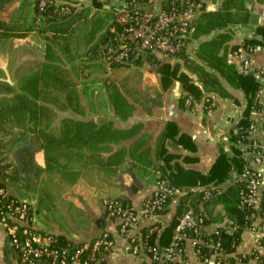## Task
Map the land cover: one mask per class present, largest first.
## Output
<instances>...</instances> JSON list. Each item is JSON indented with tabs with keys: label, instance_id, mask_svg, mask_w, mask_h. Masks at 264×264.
Masks as SVG:
<instances>
[{
	"label": "crops",
	"instance_id": "1",
	"mask_svg": "<svg viewBox=\"0 0 264 264\" xmlns=\"http://www.w3.org/2000/svg\"><path fill=\"white\" fill-rule=\"evenodd\" d=\"M34 1L8 0L0 5V23L3 25L0 27V32L11 26L22 29L24 25L22 27L19 18L22 20L23 17L28 18L27 26L33 24L35 21L32 18ZM200 1L205 6V11H217L223 2V0ZM81 4V9H84L91 7L92 3L90 0L89 3L83 1ZM245 7L249 11L247 24L234 23L226 27L232 34L229 46H240L243 37L254 34V28L264 24V0H246ZM91 9H94L93 6ZM9 10L10 13H7ZM79 11L81 10L77 12ZM35 28H31L23 37L0 38V43L6 40L15 43L8 48V51L14 55L10 58L11 60L2 59L3 53L0 54V69L4 76L7 67H9L8 70H11L14 66L16 70L18 65L23 63L21 62L22 58L18 59L21 54L29 64L30 61H40L42 64L38 68L43 65L60 66L62 58L59 54V45L54 46L53 43H49L54 55L58 58L57 61H47L44 58V50L48 41L44 40L43 43L42 60H35L33 53L26 50L29 47L25 48V56L24 52L20 51L21 47H17L16 41L24 40L35 46V42H37L35 35L37 32L39 33ZM98 34H96V38ZM43 36H48V31ZM89 36L91 37V34ZM95 40L93 39L85 47L86 71L79 70L81 71L79 78H76L77 86L76 90H73V95L78 98L77 104L73 106L60 105L56 111L58 120L38 123L35 126L36 132L29 134L34 148L33 154L28 150L22 151L25 152L28 166H30L24 172L32 175L22 178H35L47 188V192L43 195L39 193L20 198L13 190V193L10 191L7 177L5 183L11 194L30 203L31 223L36 230L62 236L69 244L73 243V245L88 243L101 232H107L114 244L112 249L103 255V264H163L160 261H152L145 251L138 254L131 253L128 245L129 237H139L144 229L152 228L153 225L158 224L162 228L155 233L156 235L150 242L158 245L157 247L159 245L161 247L169 246L174 228L169 234H163V231L171 224L178 205L184 203H186L185 209L195 207L205 219L209 220L206 225L201 227L204 233L210 234L215 228L223 226L226 219L223 218L222 204L217 203L214 199L199 202L197 196H185L187 192L203 190L206 186H212V183L205 186L197 183L190 188L176 187L181 194L175 195L170 200L163 214L143 220L125 236H120L117 232L118 221L106 217L102 200L106 198L119 199L138 208L143 200L152 193L157 179L162 177L171 180L177 168L206 175L220 151L231 155V141L228 134L241 118L242 112L247 106V100L242 91L223 82L229 96L224 97L215 91H208L192 106H186L185 102V108H181L178 105V98L181 95L179 83L174 81L170 88L163 90L155 66L150 67L147 64L134 66L136 70L142 71V76L137 81L134 80L136 83L132 88L129 83L133 81V77L125 75L121 71L122 68L117 67L119 65L101 67L102 71H112L115 68L116 73L114 76L111 74L112 77L108 78L106 75H102V71L96 74L94 70L101 64L95 63L100 60L94 53ZM82 44L80 46L83 47ZM194 45L191 44L187 49L190 57H193ZM241 52L242 55H245L242 49ZM231 53L227 50L228 61L233 63L234 57ZM249 57L253 69L264 66V46L259 45L253 48ZM167 62L170 64L181 63L180 60ZM90 69L93 72H90ZM129 69L127 68V70ZM181 69L192 78L199 88H202L194 74L184 68ZM29 71L32 73L35 70L29 69ZM29 71L21 77L16 76L13 71L14 76L8 72L9 77L0 76V80L12 84L18 89V82L22 78L27 79L30 75ZM60 72L58 71L59 75H61ZM51 73L50 71L52 76ZM113 86L116 89H113ZM52 89H54V93L57 92V96H63L65 102L66 95L69 94H67L68 91L63 80ZM115 93L126 102L120 115L115 113L113 108ZM206 100L209 102L207 110L204 107ZM261 117L262 115H259V119L257 118L258 124ZM29 124L26 123V126L29 127ZM38 130L42 131V135ZM252 136L258 140L262 156L260 162L251 164V167L261 171V189L264 190V130L257 127ZM30 157L33 164H31ZM24 159L26 160L25 157ZM240 171L232 168L226 179L216 187L228 188L241 173ZM257 205L258 202L254 208H257ZM40 206L46 210L45 216L49 217H41ZM37 216L44 221L49 229L36 225ZM62 219L66 221L64 227L60 226ZM259 221L260 219L254 216L253 223L258 224ZM252 250H257L259 254L264 255V247L259 246L257 234L247 228L241 233V241L236 247L235 253L225 257L250 254ZM173 261L175 264H215V257L211 256L207 261H200L194 250V240L186 238L182 254L174 256ZM17 262V254L0 225V264H17ZM225 264L257 263L256 258H251L246 262H238L235 259L234 262Z\"/></svg>",
	"mask_w": 264,
	"mask_h": 264
},
{
	"label": "trees",
	"instance_id": "2",
	"mask_svg": "<svg viewBox=\"0 0 264 264\" xmlns=\"http://www.w3.org/2000/svg\"><path fill=\"white\" fill-rule=\"evenodd\" d=\"M7 1L8 0H0V5H3ZM245 2L246 0H223L219 10L201 12L193 21V30L191 34L182 39L183 46L176 54L181 61L180 64L178 62L170 64L162 58L160 59L155 54H147L143 59H139L133 64L111 65V67L115 65L129 67L142 66L146 63L147 65L155 66L163 90L170 88L174 81L179 83L181 95L178 98V105L181 108H185V102L187 103L186 106H192L194 102L202 99V95L208 91H215L224 97L227 95L229 96L225 91L223 82L243 92L244 97L247 100V106L242 112L239 121L228 134L229 140L231 141V155L220 151L214 164L206 175H202L195 171H184L177 168L172 179H169V182L175 188L179 186L190 188L197 183L202 186L212 183L211 185H215L214 187H216L217 184L222 183L226 179L232 168L241 170V173L245 170H249L248 164L245 165L246 161L242 158V147L249 142L247 135L251 123L249 118L251 111L259 113L262 110V104L257 97V91L261 85L252 74L239 73L236 70L233 63L228 61L227 50L233 52L242 48L248 51L256 46L264 45V24L260 26L258 25L254 28V35L256 37H244L240 46L228 45L232 34L226 29L229 24H247L249 21V11L245 7ZM91 3L96 5L95 7L102 5L96 0H91ZM76 12H71L69 15L65 16H59L50 5H46L44 9L40 10L38 7V0H35L33 2L32 18L36 20V24L32 22L33 24L25 26L22 29L13 26L6 27L4 31L0 32V38L9 39L12 37H23L33 27H36L35 29L43 34L47 31L57 33L61 30L60 24L75 15ZM23 25L24 24H22V27ZM2 26V23H0V27ZM94 27L100 28L99 20H97L96 24L92 25V29ZM107 27L108 25L100 30L93 44L94 50L97 44L105 39V36L108 33ZM49 43L50 42L45 46L44 58L47 61H57L58 58L54 55ZM190 43H195L193 57H190L186 52V46ZM49 67L51 66H40L34 72L30 73L27 79L22 78L18 82V89H16L14 85L0 80V120L5 119L7 114H18L25 119V122H27V119H32L33 114L40 111V108L38 109L37 106V100L44 90V88L42 89L43 79L50 76L48 71ZM181 68L194 74L197 80L201 83L202 88H199L193 82L192 78ZM2 74L3 71L0 69V76ZM113 89L116 88L113 86ZM113 99L114 111L120 115V111L125 107L126 102L117 93L114 94ZM186 100H188V102ZM208 103V100L204 101L205 110L208 109ZM22 125V128L30 130L31 133L36 132L35 126L28 127L25 123ZM38 131L39 134L42 135V131ZM3 147L7 148V146L0 145V152L3 150ZM7 167V165L0 164V187L5 186L7 188L5 183L7 177L5 171ZM245 183V180L242 178L241 181L235 180L231 186L226 189H221L219 191L211 190L210 196L207 200L201 198L202 190H196L194 192L190 191L185 194L186 197L191 195L197 196V201L199 202H207L214 199L217 203L223 205V218L226 219L223 226L217 227L215 231L210 234H206L202 230H199L197 234L192 231L185 232L187 238L194 239V250L200 261H205L214 253H221L223 257L217 259V261H220L219 264L234 262L235 259L238 262H246L251 258H256L257 264H264V255L259 254L257 250H252L250 254H236L234 257H225L226 255L235 253L236 247L241 241V233L250 226L251 220H253L254 216H262V223L264 225V190L260 189L257 208L250 207L242 203V195L246 194ZM210 187L206 186V188ZM206 188L204 187V189ZM170 200L171 199L167 200L166 207ZM185 204L186 203L178 205L176 215L173 217L169 227L163 231V234H169V232L175 227L178 218L186 210V206H184ZM166 207L159 211L160 215L166 211ZM192 210L197 223L198 220L201 221V224L199 225H206L209 222V220L205 219L195 207H192ZM149 229H144L142 231L141 240L145 244L144 251L146 255L153 257L154 253L159 254L168 246L161 247L159 245V247H157L158 245L151 243L150 241L154 235H156V231L151 230V228ZM52 238L53 246L73 245V243L69 244V242L62 236L52 235ZM259 246L264 247V238L259 240ZM183 247L184 243L180 242L176 251L182 254ZM152 261L157 262L158 260L152 259ZM47 262V260H43L40 264H47ZM161 262L163 264H175V262L164 258Z\"/></svg>",
	"mask_w": 264,
	"mask_h": 264
},
{
	"label": "built area",
	"instance_id": "3",
	"mask_svg": "<svg viewBox=\"0 0 264 264\" xmlns=\"http://www.w3.org/2000/svg\"><path fill=\"white\" fill-rule=\"evenodd\" d=\"M96 1L112 15L105 39L98 43L94 50L96 56L109 67L114 64H133L147 54H155L160 59L171 62L178 61L176 54L183 46L182 39L191 34L193 21L205 11V6L200 0ZM46 5L52 6L59 16L69 15L82 8L81 2L38 0L40 10ZM246 37L256 36L249 34ZM191 44L195 43L188 44L186 52ZM241 49L231 53L234 57L233 65L239 73L252 74L260 83L257 97L262 104V110L259 113H250L251 123L247 135L249 142L242 147V158L247 162L249 170L239 174L234 181H241L242 178L245 180L246 194L242 195V203L254 207L261 189V171L251 167V164L259 163L262 153L258 140L252 135L257 127L263 129L264 125V66L253 69L249 57L253 48L248 51L242 49L245 55H242ZM259 115L262 117L258 124ZM211 190L219 191L221 188L211 186L203 189L201 198L207 200ZM177 194H181L180 191L178 192L167 178L161 177L155 182L152 193L138 208L119 199L106 198L102 200V204L106 217L118 221V234L125 236L143 220L159 216V211L166 207L167 200ZM31 211L29 202L16 198L5 186L0 187V225L17 254V264H40L43 260H47V264H101L103 255L113 247L114 241L107 232H101L85 244L53 246L51 234L40 232L32 226ZM257 217L260 219L259 223L254 224L253 218L248 229L257 234L259 244V240L264 238V225L263 217ZM199 224L201 221L198 220L197 223L193 210L187 208L177 220L169 246L159 254L154 253L151 258L160 262L163 258L174 262V256L179 254L176 248L187 238L185 232L192 231L197 234L202 230V225ZM161 228L155 224L151 230L158 232ZM128 245L133 254L145 250L141 236L129 237ZM211 256L215 257V264H219L217 259L223 257L221 253Z\"/></svg>",
	"mask_w": 264,
	"mask_h": 264
},
{
	"label": "rangeland",
	"instance_id": "4",
	"mask_svg": "<svg viewBox=\"0 0 264 264\" xmlns=\"http://www.w3.org/2000/svg\"><path fill=\"white\" fill-rule=\"evenodd\" d=\"M67 2H83L86 1L89 3L90 0H64ZM91 7L93 6L94 9H91V7H86L84 9H79L81 11L75 13L72 17L68 18L64 21V23L60 24L61 30H59L57 33L53 31H48V36H43V33L37 32L35 46L30 45L27 41H16L17 47H21L20 51L24 52L27 50L28 52H32L31 54L34 56L35 60H42L43 59V43L44 40L48 41L50 43H53L54 46L59 45L60 50L59 54L61 55V63L59 65H52L49 67V74L50 71L53 74L49 77H45L43 79L42 83V89L44 88L45 91L42 92L41 96H39L37 100V106L38 109L40 108V111H37L35 114H33L32 119H27L25 122V119L20 117L18 114H7L6 118L3 120H0V145L7 146V148L3 147V150L0 152V164L1 165H9L7 167L6 176L8 179L7 182L11 188V192H13L20 198L26 197L27 195L34 196L35 194H42L47 192V188L40 182L36 181V179H29V178H22L13 164L12 156L14 149L17 146L27 144L29 139V134H31L30 130H26L25 128H22L23 123H30L32 127L36 126L40 122H55L58 120V115L56 114L58 106L66 105V106H73L77 104L78 98L75 97L73 94V90H76L77 84L76 78H79V70L86 71V63L87 60H85V47L93 40L96 39V34L100 32L104 27L108 25V23L111 20V13L106 12L105 9L100 5L99 7H95L96 5L91 4ZM93 12V13H92ZM7 13H10V10L7 11ZM22 24H24V27L27 26V20L28 18L23 17L22 20L19 18ZM97 20L100 21V28L94 27L92 29V25L96 24ZM36 24V20L34 21ZM21 24V25H22ZM29 24V23H28ZM20 25V26H21ZM23 27V28H24ZM42 27V26H41ZM92 32V33H91ZM91 34V37L89 36ZM81 43L84 45L83 47L80 46ZM15 43H11V40H6L0 43V54L3 55L2 59H10L13 54H11L8 51V48H10L11 45ZM29 47L25 50V48ZM22 55V56H21ZM18 59H21L22 64L18 65V67L14 68V66L11 68V70L8 69L5 70L6 74H2V77L8 78V72L11 73V75L21 77L24 76L29 69L36 70L40 64H42L40 61H30V64L25 60L23 57V54H21ZM1 57V56H0ZM11 60V59H10ZM28 63V64H27ZM95 63L101 64L100 67H96V74L101 73L102 66H105L104 62L100 60L95 61ZM36 67V68H35ZM63 67V68H62ZM119 68H122V72L126 75L132 76V82L129 83L130 87L134 85V80L137 81V79H140L142 76V71L136 70L134 66H117ZM116 67V68H117ZM134 67V68H133ZM151 67V66H150ZM106 68V66H105ZM127 68H130L127 70ZM14 72V74L12 73ZM58 71H61L59 75ZM90 72H93V70H89ZM30 73V71L28 72ZM115 68L112 71H102V75H106V77H112L111 74L115 75ZM147 73V71H145ZM58 77H60L58 79ZM136 77V78H134ZM58 79V80H57ZM63 80V84L66 85L67 91L69 95H66L65 102L63 101V96L59 97L57 96V92L54 93V89L52 87H56L58 84H60V81ZM112 82V81H111ZM15 84V82H13ZM51 88V91L49 89ZM48 93V94H47ZM81 102V99H80ZM38 143V142H37ZM2 149V148H1ZM21 160L24 164V170L29 169L30 166H28V159L25 155V152L21 153ZM26 158V160L24 159ZM31 164L32 163V158ZM29 159V161H30ZM13 178L11 180V178ZM31 180V181H30ZM22 182V183H21ZM7 185V184H6ZM12 192V193H13ZM13 195V194H12ZM17 198V197H16ZM19 199V198H18ZM31 199V198H30ZM41 217H49L45 216L47 214L46 210H43V207L40 206ZM66 221L64 219L61 220L60 226H65ZM36 225L38 227L42 228H48L44 221L40 219L39 216L36 217ZM49 229V228H48Z\"/></svg>",
	"mask_w": 264,
	"mask_h": 264
},
{
	"label": "water",
	"instance_id": "5",
	"mask_svg": "<svg viewBox=\"0 0 264 264\" xmlns=\"http://www.w3.org/2000/svg\"><path fill=\"white\" fill-rule=\"evenodd\" d=\"M24 150H28L31 154H33L34 148L31 144V137H29V141L27 142V144L17 146L14 149L13 156H12V161H13V164L15 165L16 169H17L18 174L21 177H31L32 176L31 174H26L24 172V164L21 160V152Z\"/></svg>",
	"mask_w": 264,
	"mask_h": 264
}]
</instances>
